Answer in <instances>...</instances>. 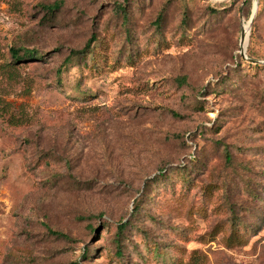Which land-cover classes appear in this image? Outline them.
<instances>
[{"label":"rangeland","instance_id":"1","mask_svg":"<svg viewBox=\"0 0 264 264\" xmlns=\"http://www.w3.org/2000/svg\"><path fill=\"white\" fill-rule=\"evenodd\" d=\"M258 2L0 0V264H264Z\"/></svg>","mask_w":264,"mask_h":264},{"label":"trees","instance_id":"2","mask_svg":"<svg viewBox=\"0 0 264 264\" xmlns=\"http://www.w3.org/2000/svg\"><path fill=\"white\" fill-rule=\"evenodd\" d=\"M63 6V2L62 1H55L51 4H44L43 8L46 9L50 14L55 13L56 11L60 10V8H62ZM120 11L124 14V17H128L127 15V10L125 9V7L120 8ZM163 17L162 15H160L157 19V22L160 24L162 21ZM255 28V26L253 27V29ZM254 37V31L251 34V38ZM98 38L96 36H93L88 42L87 44L84 46V48L82 50H73L64 60V64L68 63L73 55H80L82 53H86L87 51L91 50V43L95 40H97ZM23 51V55L20 56V52ZM12 54L13 56L17 59V60H21V59H27V58H33V57H37V51L36 50H30L28 48H24V47H18V48H13L12 50ZM61 70V68L58 70V72ZM124 226L122 224H120L119 226V231L118 234L122 233V231H124ZM117 241L119 242V239L117 238ZM121 252V249H118V252ZM198 250L194 251V256L192 257V264H196V260L199 259L200 254Z\"/></svg>","mask_w":264,"mask_h":264},{"label":"water","instance_id":"3","mask_svg":"<svg viewBox=\"0 0 264 264\" xmlns=\"http://www.w3.org/2000/svg\"><path fill=\"white\" fill-rule=\"evenodd\" d=\"M258 3H259L258 0H256L255 8H254V11H253V14H252L251 20H250V24L253 22V20H254L256 14H257ZM248 37H249V36H248ZM248 37H247V38H248ZM245 39H246V32L243 31V33H242V37H241V43H242V46H243V44H244V42H245ZM245 52H246V48L243 49V47H242V48H241V53H242V56H243V57H245ZM263 63H264V62H263Z\"/></svg>","mask_w":264,"mask_h":264},{"label":"bare ground","instance_id":"4","mask_svg":"<svg viewBox=\"0 0 264 264\" xmlns=\"http://www.w3.org/2000/svg\"><path fill=\"white\" fill-rule=\"evenodd\" d=\"M245 32H246V39H245V42H244V44H243V49H245L246 47H247V45H248V32H249V27L247 26V30L245 29Z\"/></svg>","mask_w":264,"mask_h":264}]
</instances>
